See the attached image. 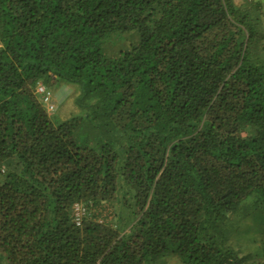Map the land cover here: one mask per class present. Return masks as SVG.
Segmentation results:
<instances>
[{"label": "trees", "instance_id": "trees-1", "mask_svg": "<svg viewBox=\"0 0 264 264\" xmlns=\"http://www.w3.org/2000/svg\"><path fill=\"white\" fill-rule=\"evenodd\" d=\"M0 264H264V0H0Z\"/></svg>", "mask_w": 264, "mask_h": 264}, {"label": "rangeland", "instance_id": "rangeland-1", "mask_svg": "<svg viewBox=\"0 0 264 264\" xmlns=\"http://www.w3.org/2000/svg\"><path fill=\"white\" fill-rule=\"evenodd\" d=\"M237 3L240 4V0H237ZM136 36H127L123 40H117V38H108L103 43V48L109 56L118 55L120 50L128 49L131 45V41L135 40ZM53 97L57 105V110L52 114L53 118L57 121H61V114H65L66 110L71 107L73 102V89L70 86H63L58 89V86H54ZM240 216H236L238 220Z\"/></svg>", "mask_w": 264, "mask_h": 264}, {"label": "built area", "instance_id": "built-area-1", "mask_svg": "<svg viewBox=\"0 0 264 264\" xmlns=\"http://www.w3.org/2000/svg\"><path fill=\"white\" fill-rule=\"evenodd\" d=\"M38 92L43 96L44 103L49 112H55L57 110V105L54 101L53 94L42 84L39 85ZM74 211L75 223L77 226H82L85 215L88 213L87 207L78 203L74 206Z\"/></svg>", "mask_w": 264, "mask_h": 264}]
</instances>
